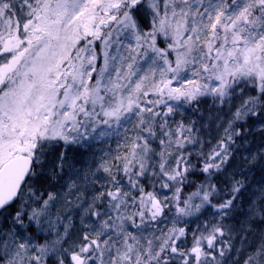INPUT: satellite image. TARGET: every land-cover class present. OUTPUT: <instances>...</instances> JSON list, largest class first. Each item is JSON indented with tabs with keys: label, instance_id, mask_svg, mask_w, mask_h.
Returning <instances> with one entry per match:
<instances>
[{
	"label": "snow or ice",
	"instance_id": "1",
	"mask_svg": "<svg viewBox=\"0 0 264 264\" xmlns=\"http://www.w3.org/2000/svg\"><path fill=\"white\" fill-rule=\"evenodd\" d=\"M0 264H264V0H0Z\"/></svg>",
	"mask_w": 264,
	"mask_h": 264
},
{
	"label": "rangeland",
	"instance_id": "2",
	"mask_svg": "<svg viewBox=\"0 0 264 264\" xmlns=\"http://www.w3.org/2000/svg\"><path fill=\"white\" fill-rule=\"evenodd\" d=\"M112 147L115 148V146L112 144Z\"/></svg>",
	"mask_w": 264,
	"mask_h": 264
},
{
	"label": "trees",
	"instance_id": "3",
	"mask_svg": "<svg viewBox=\"0 0 264 264\" xmlns=\"http://www.w3.org/2000/svg\"><path fill=\"white\" fill-rule=\"evenodd\" d=\"M115 146V144H113Z\"/></svg>",
	"mask_w": 264,
	"mask_h": 264
}]
</instances>
